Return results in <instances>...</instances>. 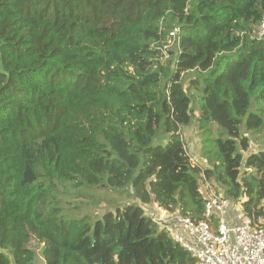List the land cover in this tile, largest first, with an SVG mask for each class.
Returning a JSON list of instances; mask_svg holds the SVG:
<instances>
[{"label": "trees", "instance_id": "16d2710c", "mask_svg": "<svg viewBox=\"0 0 264 264\" xmlns=\"http://www.w3.org/2000/svg\"><path fill=\"white\" fill-rule=\"evenodd\" d=\"M263 20L264 0H0V264L35 243L45 264H197L146 206L204 219L207 181L264 226Z\"/></svg>", "mask_w": 264, "mask_h": 264}, {"label": "built area", "instance_id": "2783aa9c", "mask_svg": "<svg viewBox=\"0 0 264 264\" xmlns=\"http://www.w3.org/2000/svg\"><path fill=\"white\" fill-rule=\"evenodd\" d=\"M179 27L169 31L164 52L178 44ZM264 35V20L259 26ZM167 55V53H166ZM194 164L199 156L190 152ZM204 219L194 220L179 213H169L156 207L150 216L181 246L197 259V264H264V226L257 223L244 208L235 203L207 181Z\"/></svg>", "mask_w": 264, "mask_h": 264}, {"label": "rangeland", "instance_id": "374dc122", "mask_svg": "<svg viewBox=\"0 0 264 264\" xmlns=\"http://www.w3.org/2000/svg\"><path fill=\"white\" fill-rule=\"evenodd\" d=\"M176 47H177L176 44H173L172 46L169 47L171 50H174V52L169 53V55H167L165 59L169 60V59L175 58L176 50H177ZM192 75L194 76V73L186 74V77L188 79H190L192 77ZM182 132H183L184 138L187 142V145L191 149V152H193L195 149L197 150V148L200 146V139H201V136H200L201 134L199 133L197 128L193 125L185 126V127H183ZM165 143H166V141H165ZM262 147H264V131L252 136L250 149L257 151ZM102 194H104V192ZM118 199H119V202L122 201V198H118ZM86 200H89V199H86ZM77 202H79V197L71 199L72 204L77 203ZM107 203H108L107 198H103L99 208H97V206L94 207L93 204H91V206H93V207L89 208L88 210H86L87 207H85L84 212L94 210V209H98V211L102 212V209L107 208V206H108ZM151 210H153V209H148V211H151ZM258 221L264 222V218L263 217L259 218ZM33 248H34L35 253H36V263L37 264H45V259H44L43 253H42L43 245L41 243H35L33 245Z\"/></svg>", "mask_w": 264, "mask_h": 264}, {"label": "crops", "instance_id": "0c3cea01", "mask_svg": "<svg viewBox=\"0 0 264 264\" xmlns=\"http://www.w3.org/2000/svg\"><path fill=\"white\" fill-rule=\"evenodd\" d=\"M195 148H196V147H195ZM199 149H200V146L197 148V150L195 149L192 153L198 155ZM198 156H199V155H198ZM155 207H156V206H153V205L146 206L147 209H151V208L155 209ZM235 208H236V209H239V208H241V205L235 203Z\"/></svg>", "mask_w": 264, "mask_h": 264}, {"label": "clouds", "instance_id": "9594fccd", "mask_svg": "<svg viewBox=\"0 0 264 264\" xmlns=\"http://www.w3.org/2000/svg\"><path fill=\"white\" fill-rule=\"evenodd\" d=\"M192 153V152H191Z\"/></svg>", "mask_w": 264, "mask_h": 264}]
</instances>
